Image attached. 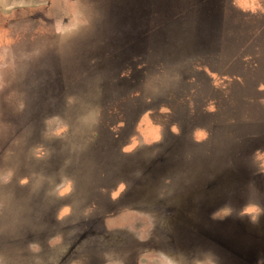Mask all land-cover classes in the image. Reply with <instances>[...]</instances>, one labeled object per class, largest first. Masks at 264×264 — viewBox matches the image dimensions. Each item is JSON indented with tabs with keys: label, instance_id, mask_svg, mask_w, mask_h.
<instances>
[{
	"label": "rangeland",
	"instance_id": "obj_1",
	"mask_svg": "<svg viewBox=\"0 0 264 264\" xmlns=\"http://www.w3.org/2000/svg\"><path fill=\"white\" fill-rule=\"evenodd\" d=\"M158 2L141 36L112 41L116 27H99L109 0H0V264H124L133 251L134 264H219L213 251L185 257L174 223L198 230L205 217L227 216V200L209 207L238 176L237 216L244 223L264 212V195L244 191L237 165L218 162L212 174L199 169L219 158L224 144L246 160L242 150L254 143L247 164L264 175V0ZM43 123L53 127L46 137L59 141L44 139ZM131 154L138 157L127 161ZM136 181L138 198L129 186ZM143 203L156 206L155 221ZM87 217L93 250L77 252L80 244L73 252L74 231ZM123 228L126 234H109ZM237 232L264 250V220ZM170 237L174 254L160 246ZM23 241L28 253L19 251ZM105 245L124 247L101 252ZM229 252L252 264L254 255Z\"/></svg>",
	"mask_w": 264,
	"mask_h": 264
},
{
	"label": "water",
	"instance_id": "obj_2",
	"mask_svg": "<svg viewBox=\"0 0 264 264\" xmlns=\"http://www.w3.org/2000/svg\"><path fill=\"white\" fill-rule=\"evenodd\" d=\"M158 3H159L158 0H109V5H108L109 12L106 14V19L104 20V18H103V22L100 23V25L98 23L97 24L99 25V27L104 26V24H109L111 26H115L116 27V29L112 31L111 35H112V37H116L117 39H114L113 38L112 41L113 40L114 41L115 40H118V39L123 38V37L125 38L126 37L125 35H127V34H132V36H141V31L143 29L147 28L150 25L149 21L151 22V18H152V16L150 15V13H152L151 11L153 10L154 5L157 6ZM169 25H171V24H169ZM165 26H167V24ZM78 32H80V31H78ZM200 36L206 37V31L200 32ZM142 40H145L144 39V36L141 38L140 41H142ZM122 42L123 43H117V44H124L125 43L124 40ZM131 55H132V50L126 51L125 56L127 58H129ZM94 108L95 107H93L91 110H89V114H90V116L92 118H95V121H96V109H94ZM74 110L75 109H73V111ZM81 110L82 109H76V111H79L80 113L82 112ZM80 113H79V115H80ZM63 118H65V115L63 116ZM45 119H46V117H44V122H45ZM68 123H67V125H68ZM43 126H44V139H46V141L48 143H49L48 138H51L53 140L52 142L59 141V138H52V137H48V136L46 137V133L48 131H50L53 127H50V126L48 127L47 124H45V123H43ZM68 128H70V123H69V127ZM71 135L72 134H69L68 137H70ZM62 140L64 141L65 139H62ZM187 141L190 143L189 144L190 146H192L194 144L193 142H191L189 140V138H188ZM64 142H66V144H65L66 147H67V145L70 146L69 145L70 142H68V140L67 141H64ZM253 144L252 145H250V144L248 145V148H249V146L252 147V150H249V152L246 153V150L248 148L245 149V150H242L243 152H245V157L247 158L246 160L245 159H242V156L237 157L234 153H231L229 147L227 148V146H232V145H230V144H226L225 145L224 144L223 145L224 148H222L220 150L219 158H217V157L214 158L209 163H206L205 165H202V167L199 168V169L202 170V168H203V170H205L206 172L208 171L207 173H211L212 174L213 173V170H215V169L217 170V168H216L217 167V164L220 163V164H222V166H226L227 165V161L229 160L230 163H231V164H229V166H232V163L235 166L237 165V167L239 168V170L241 171V173L244 174L243 175L244 176V181H243L244 184L243 185H246V186H244V191L245 190H249V192L250 191L251 192L252 191L253 192L256 191L257 192V195H259V194H260V196H261V194L264 195V175L262 173L258 172V169L256 167H253L251 164H249V165L247 164V162L250 159H249V157L246 156V154H248V156H250V155L252 156V154H253L252 152L254 150L253 148H256L257 147V146L256 147H253ZM117 149L118 148H116V150ZM210 152H212V151H210ZM28 156H31L30 150L28 151ZM244 160H245V163L246 164L243 163ZM238 161H240V162L238 163ZM215 162H216V164H215ZM225 168H227V167H225ZM173 171L174 170H172L170 172H173ZM175 173L178 174L177 172H175ZM254 173H256V174H254ZM203 181L204 180L201 179V182H203ZM240 181H241V176H238L235 179L236 184H235V186L233 188L227 189L225 187L224 189H222V193L223 194H221L220 197H218L215 200H213L214 203H212L210 205L209 212L211 210H214L215 208H218L222 204H224L225 200H227L226 201L227 206L230 207L231 211L235 212L236 210H234V207L233 206H235L236 203L240 202L241 201V198H242V197L239 196V190H240V188H238V185H240ZM245 187L246 188L248 187V189H245ZM55 200L58 202L57 203V206L55 205L52 208V210L49 211L50 212L49 213V215H50L49 218H51V219L54 218V214L56 213L55 210L60 205V202L56 198H55ZM258 200H260V199H258ZM258 204H259V206L261 208L264 205V204L262 205L260 202ZM173 207H178V206H174L173 205ZM166 210H163V211L158 210L160 212L159 214L160 215H164L166 219H168V216L169 215L171 216V214H173V216H171V217H178L179 216L178 213H175L174 211H172L171 213H169ZM234 215L237 217V213L236 212L234 213ZM258 220H259V222L261 220H264V212H262L261 214H259ZM162 224L165 226V229L168 230V228H169L167 226L168 223H162ZM162 230L165 232L164 229H162ZM161 233H163V232L162 231H159V234H161ZM23 242H22V245H23L24 248H21L19 251L22 252V253H26V252L28 253L27 243H25V242L23 243ZM41 245H43L42 242H41ZM17 246H19V245H17ZM57 248H59V245L56 246L54 249H57ZM16 250H17V248H15V251ZM17 253H19V252H17ZM136 254H137V252L136 251H133L132 254L128 255V258H127V261L125 262V264H134V257H135Z\"/></svg>",
	"mask_w": 264,
	"mask_h": 264
},
{
	"label": "flooded vegetation",
	"instance_id": "obj_3",
	"mask_svg": "<svg viewBox=\"0 0 264 264\" xmlns=\"http://www.w3.org/2000/svg\"><path fill=\"white\" fill-rule=\"evenodd\" d=\"M194 2H196V1H194ZM198 10H200V9H198ZM122 45L123 44H121V46ZM197 146L198 145H194L195 148ZM192 154H193V152L191 151V155ZM134 157L137 158L138 156H135V154H131L129 156H126L127 161L130 160V159H133ZM164 160H165L164 156H162L160 158H157L156 160L152 159L151 163L149 165L146 164L147 165V169H145V170H147V171H143V173H144L143 176H149V175L153 174V171L155 172V169L152 168V167H155L157 164H161L162 162H164ZM137 161L138 160H136V162ZM131 166H134V165H131ZM177 172H179V171H177ZM155 175H156V173H155ZM172 176H174V175H172ZM11 178H13V172H11L10 178L8 180L9 184L12 183V181H11L12 179ZM30 179H31V175H30ZM137 180H139V179H137ZM129 186L131 188V191H132V189H133V191H134V189L137 190V196L136 197L138 198L139 193H142L141 189L143 190V188L139 185V181L138 182L136 181L135 183H133V184H131ZM141 196H144V194H141ZM163 199H161V200H163ZM153 202H154V200H153ZM117 204L118 203H115V205H114V203H113L112 205L116 206ZM153 204H155V202ZM153 204H151V203H145L144 204L143 203V206L144 205H146V206L149 205L148 208L151 211H153V213H154L152 220L155 221V207L156 206H151ZM231 214H232V211H229L227 216L205 217V221L203 220L202 222H200V223H202L203 226L200 229H198V230H197V228L192 227L190 222H188L186 220L183 221L182 224L176 223L177 224L176 225L174 223L172 228L173 229L175 228V230L179 229V231L176 232L175 235H176V237L178 239L181 238L180 243H177L178 246H179V251L181 250L180 252L183 253L185 255V257H189V258H191L197 252L204 251V253H205V252L213 251L214 253L218 254L217 257H218V260H219V264H228V261H230V260H231V262H233L232 264H248V263H245L246 259L239 263L238 259L232 258L231 254L229 252L230 249H231V250H234V252L236 253V256H238L240 253L243 256H245V257L250 255V254L254 255L253 260H252V264H264V250L261 251V246H259L258 243H257V245H253V240L254 239H252V237H248V236L244 237V235H243V236H241V239H240L239 238V233L237 232L239 230V226L240 225H243V226L244 225L245 226H251L252 225V226H254V225L258 224L259 223V221H258V216L259 215H255L254 217H250V218H249V216H246V218H248V219H246L247 222H244V223H243V221H245V220L242 219V217H241L242 215H240V217L239 216L235 217V220H233V222H232V224L234 225V228H232V230H231L233 232V234L230 235L231 231L229 232V228H227V227H229L228 225H230L229 222H230V215ZM87 218H89L88 222L84 223V225H87V226L84 227V226L81 225V226H79L80 229L74 231L75 233H77V238H75L76 240L73 241L74 242V250H73V252L76 251L77 248H78L76 245H80V244L82 245L83 244L81 246L82 248H80L77 251V252H81L84 249H86V247H88V246L90 247L91 244H93L90 241L89 236L90 235H94L95 230L87 228L89 226V223H91V218L90 217H87ZM175 219H179V217H177ZM241 220H243V221H241ZM206 222H207V224H206ZM169 225H170V222H168V226ZM81 227L83 228V230L81 229ZM222 228H226L225 231ZM126 230H128V228L127 229L123 228L120 231L109 232V234L110 233H118V232L119 233H125ZM160 231L163 232V233H161L160 236H164V237L171 236L167 232H164L162 229ZM227 231H228V233H227ZM223 234H227V237L224 238ZM175 235L173 234L172 236L175 237ZM161 240H162V238H161ZM173 240L174 239L171 238V237L163 239L162 241H160L161 248L164 247V249L166 248L167 250H170L172 254H174L176 248H175V244L173 243ZM236 241H240L242 243L241 248H239V246H236L237 245L235 243ZM88 243H91V244L90 245H86ZM61 244H58V245H61ZM222 246L223 247L226 246L229 251H227L226 248H223ZM89 247L87 249L93 250V249H90ZM123 247L116 246V247L113 248L111 245L108 246V247H106V245H105V247L103 248L104 250L101 248V250H102L101 252L108 251L110 249L111 250H121ZM168 247L170 249H168ZM256 247H258L259 255H261V252L263 253L261 258H256V256H257L256 255V253H257ZM89 250H86V252H89ZM237 251H238V253H237ZM96 252H97V250L94 249V254L95 255H98V254L101 253V252H97V253ZM130 254L128 253V254L125 255L124 264L127 261L128 255H130ZM87 264H90V262L87 263ZM91 264H93V260H91Z\"/></svg>",
	"mask_w": 264,
	"mask_h": 264
},
{
	"label": "clouds",
	"instance_id": "obj_4",
	"mask_svg": "<svg viewBox=\"0 0 264 264\" xmlns=\"http://www.w3.org/2000/svg\"><path fill=\"white\" fill-rule=\"evenodd\" d=\"M20 5H23V0H19ZM65 191H67V189H65ZM168 264H172V261H168Z\"/></svg>",
	"mask_w": 264,
	"mask_h": 264
}]
</instances>
